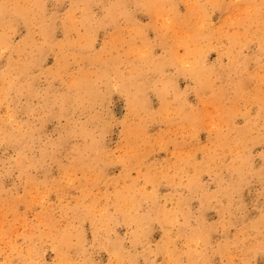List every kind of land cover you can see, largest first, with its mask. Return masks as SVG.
<instances>
[{
    "label": "rangeland",
    "instance_id": "374dc122",
    "mask_svg": "<svg viewBox=\"0 0 264 264\" xmlns=\"http://www.w3.org/2000/svg\"><path fill=\"white\" fill-rule=\"evenodd\" d=\"M0 264H264V0H0Z\"/></svg>",
    "mask_w": 264,
    "mask_h": 264
}]
</instances>
